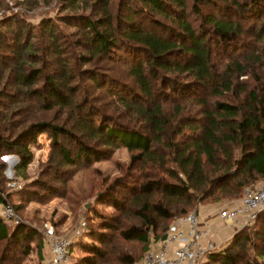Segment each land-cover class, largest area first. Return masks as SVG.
Here are the masks:
<instances>
[{"label": "trees", "instance_id": "trees-1", "mask_svg": "<svg viewBox=\"0 0 264 264\" xmlns=\"http://www.w3.org/2000/svg\"><path fill=\"white\" fill-rule=\"evenodd\" d=\"M62 1L68 5L75 0ZM91 6H98L99 16H63V21L83 30L81 39L74 41L85 51L78 57L87 61L95 58L91 61L94 69L86 79L99 89L104 87L106 94L129 110L138 124L127 125L102 113L86 104V98L80 104L82 108L77 106L81 111L79 127L95 142L112 147L122 145L130 152L126 175L116 177L97 193L96 202L119 211L125 203L129 207L136 204L138 223L119 229L117 237L137 240L146 251L148 233L155 232L159 239L177 211V217L187 214L188 206L203 201L221 186L241 192L244 185L264 178V86L258 83L249 88L241 104L219 98L237 87V78L246 75L250 62L262 61L264 0H118L116 6L110 0H94ZM249 19L252 21L244 27ZM12 24L18 27L12 31L13 43L25 46L31 54L28 40L22 44L24 34L19 30L29 31L33 25L16 15H5L0 20L1 27ZM54 26L49 17H43L33 27L46 35V47L57 50L60 43ZM13 43L1 38L0 46L12 49ZM216 43L238 44L251 50L241 59L231 58L217 68L212 57ZM97 58H119L127 66L128 79L115 74L114 66L104 71L105 63L97 64ZM29 70L19 79L26 85H31L41 72L34 67ZM70 78L71 74L64 76L69 79L67 84ZM204 89L217 96L209 106L202 95ZM31 91L43 105L49 106L67 105L78 89L74 85L64 87L59 80L46 75L42 87ZM184 97L195 109L188 112L189 116L182 114V101L170 103L169 108L164 106L166 100ZM40 131H48L52 143H59L58 135L71 134L43 120L25 125L8 138L0 130V152L11 150L17 154V171L29 162L28 144ZM158 141L160 153L155 148ZM73 144L72 150L59 145L64 162H89L99 157L94 143ZM3 167L0 161V171ZM7 195L0 185V202H6ZM172 200L181 201L184 207L176 211L170 205ZM11 205L15 212L20 208L19 203ZM254 218L251 225L237 228L220 249L206 251L196 264H264V211ZM157 220L169 224L158 229ZM109 228L113 226L108 218L95 226L86 224L84 237L78 239L83 255L72 264H133L135 255L117 248L118 241L106 232ZM41 238L35 226L19 221L9 223L0 217V264H17L30 251H34L41 264Z\"/></svg>", "mask_w": 264, "mask_h": 264}, {"label": "rangeland", "instance_id": "rangeland-1", "mask_svg": "<svg viewBox=\"0 0 264 264\" xmlns=\"http://www.w3.org/2000/svg\"><path fill=\"white\" fill-rule=\"evenodd\" d=\"M93 1L75 0L71 4L64 5L62 0H0V20L5 15H16L21 17L24 22H29L34 26L41 18L49 17L55 25L53 31L56 32L60 43L57 50L50 45L46 47V35L39 32V28L32 26L29 31L21 28L19 31L24 34L22 44L28 40L32 52L29 54L25 46L13 43L14 32L12 33V31L13 29L18 30L17 26L13 27L14 24L0 26V41L1 38H5L7 43H13L15 46L7 50L0 46V130L2 134L7 138L12 137L25 125L39 120L61 126L71 133L66 137L58 135L56 140L59 143H52L48 131H40L34 141L28 144L30 159L23 170L17 171L14 168L18 160L14 151L0 152V161L4 163V167L0 171V185L3 187V191L9 194L5 198V203L9 204L12 210L11 204H20L18 211L14 210L19 222L35 226L41 236L47 227H51L58 235L80 231L70 247L71 264L76 257L83 255V251L78 245V239L84 237L86 224L95 226L103 218H108L112 223L113 228H109L106 232L113 235V238L118 241L117 248L135 255L136 260L133 264H137L145 252L142 249V243L137 240H121L117 237V231L132 223H138L135 215V209L138 206L132 204V207H129L128 203H125V208L119 211L109 205L96 202L97 193L106 188V185H109L116 177L126 175L124 172L129 167L130 152L122 145L112 147L95 142L93 137H87L79 127L81 111L77 106L83 104L86 98H88L86 104L88 103L94 109L102 113L105 112L106 115L127 125L138 124V120L134 119L129 110L123 108L118 100L112 99L106 94L104 87L99 89L94 83H88L86 76L90 74L89 71L94 69V64L91 61L95 58H89L90 61H87V59L78 57L85 51L81 45L74 41L81 39L83 30L74 24L63 21L64 14L68 13L88 14L93 18L99 16L98 6H91ZM110 1L114 6L118 4V0ZM250 21L252 20H246L243 24L244 27L249 25ZM261 47L262 61L250 62L251 65L247 66L246 75L237 78L239 81L237 87L229 93L223 94L219 97L220 99L227 100L229 103L241 104L247 98L246 94L249 88H255L258 83L264 86V43ZM250 50L251 48L245 49L238 44L226 46L216 43L212 57L219 68L231 58L241 59ZM96 60L97 64L104 65L103 63H105L104 71H110V68L114 66L115 74L128 79L125 77L127 66L119 58H114L116 61H110V59L109 61L105 59L99 61V58ZM30 67L39 68L41 72L31 85H26L19 79L22 74L29 73ZM70 74L71 81L67 84L66 81L69 79H64V76ZM46 75L53 76L64 87L74 85L78 89L76 93L71 94L67 105L52 103L45 106L44 102L33 94L31 89H40ZM204 91L201 94L205 96L207 106H209L210 103L216 101L217 96L211 95L208 90L204 89ZM184 98L166 100L164 106L169 108L170 103L182 101L184 108L182 114L185 113L189 116L188 112L195 109L190 108L191 103L187 101V98ZM77 141L94 143V148L100 153L99 157L96 160H89V162L83 160L74 161L73 164L64 162L58 152L59 145L72 150L75 145L73 142ZM155 148L156 152L160 153L161 141L156 143ZM157 173L159 176H164L162 172ZM259 179L261 178L254 179L243 188L251 187ZM36 180L42 181V183H37ZM231 188L227 185L221 186L203 201L188 206L187 212L202 207V209L217 213L229 202L239 201L243 189L241 192L234 193ZM26 196H32L30 197L32 199L23 201ZM170 205L176 211L180 207H184L181 201L175 200H172ZM175 214L178 218V211ZM80 220H83L85 224L82 228H80ZM5 221L13 223L11 220ZM157 222L159 223L158 229L163 224H169V221L166 220H157ZM148 237L150 239L147 249L152 247L158 239L155 238V232H149ZM22 258L17 264H40L34 251H30ZM41 264H45L44 258Z\"/></svg>", "mask_w": 264, "mask_h": 264}, {"label": "built area", "instance_id": "built-area-1", "mask_svg": "<svg viewBox=\"0 0 264 264\" xmlns=\"http://www.w3.org/2000/svg\"><path fill=\"white\" fill-rule=\"evenodd\" d=\"M260 211H264V178L251 187L243 188L238 204L220 208L217 215L219 219L235 223L240 228L251 225ZM0 217L13 223L19 221L14 210L5 202H0ZM79 224L80 228L85 226L83 220ZM79 232L58 235L47 227L41 238L45 264H71L69 248ZM164 237L146 249L137 264H196L204 258L206 251L218 248L205 230L198 227L197 210L174 219Z\"/></svg>", "mask_w": 264, "mask_h": 264}, {"label": "crops", "instance_id": "crops-1", "mask_svg": "<svg viewBox=\"0 0 264 264\" xmlns=\"http://www.w3.org/2000/svg\"><path fill=\"white\" fill-rule=\"evenodd\" d=\"M236 204H238L237 200L233 203L229 202L225 207L230 208ZM197 220L198 227L201 230H205L206 235L213 239L218 249L224 245V242H226L237 229L235 223L225 222L219 219L217 213L214 211L202 209V207L197 209Z\"/></svg>", "mask_w": 264, "mask_h": 264}, {"label": "water", "instance_id": "water-1", "mask_svg": "<svg viewBox=\"0 0 264 264\" xmlns=\"http://www.w3.org/2000/svg\"><path fill=\"white\" fill-rule=\"evenodd\" d=\"M160 238H161V239H164V238H165V237H164V234H162Z\"/></svg>", "mask_w": 264, "mask_h": 264}]
</instances>
